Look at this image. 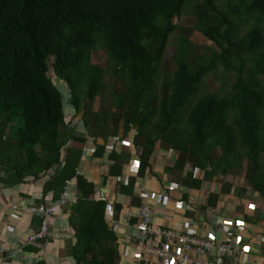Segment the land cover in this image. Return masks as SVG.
<instances>
[{
  "label": "trees",
  "instance_id": "obj_1",
  "mask_svg": "<svg viewBox=\"0 0 264 264\" xmlns=\"http://www.w3.org/2000/svg\"><path fill=\"white\" fill-rule=\"evenodd\" d=\"M237 1L227 0L226 10L213 0L197 4V30L214 50L203 63L192 65L183 55L176 59L171 78L161 82L157 94L154 75L185 0H0V111L18 108L22 122L8 141L5 131L14 113L0 121V165L11 183L56 168L45 185L56 195L66 179H75L77 196L67 206L75 264H120V257L116 235L105 222L106 203L95 199L92 182L75 174L81 152L64 149L68 138H80L64 129L62 93L48 75L49 58L73 107L80 110L82 98L88 100L83 116L95 137L115 136L124 108V133L133 128L134 143L143 148L140 173L159 141L178 153L167 170L177 173L187 162L210 176L244 168L247 186L264 196V30L259 26L264 0ZM239 13L244 16L231 19ZM253 14L258 24L236 37L238 23ZM96 34L113 61V73L127 79L123 92L112 90L118 99L114 108L95 111L92 101L104 96L106 74L91 61ZM217 64L235 73L230 93L201 95L188 107L186 125L179 127L183 107ZM109 157L115 161L110 172L119 174V154ZM216 198L211 195L209 203Z\"/></svg>",
  "mask_w": 264,
  "mask_h": 264
},
{
  "label": "crops",
  "instance_id": "obj_2",
  "mask_svg": "<svg viewBox=\"0 0 264 264\" xmlns=\"http://www.w3.org/2000/svg\"><path fill=\"white\" fill-rule=\"evenodd\" d=\"M61 95L64 129L80 138H68L64 149L81 152L76 168L105 198L107 212L112 211L111 225L115 226L120 264L131 263L133 255L128 236L136 230L132 225L135 220L133 214L144 193L140 183L143 172L140 173L139 162L134 159L137 153L135 130L130 128L124 133L123 128H119L114 137H95L94 131L87 128L83 109L73 107L70 94ZM112 152L120 156L119 174L110 172L115 162L109 157ZM177 157L178 153L173 148L158 142L148 157L152 178L146 185L150 196L145 202L151 205L155 220L203 237H219L223 225L230 220L229 230L243 241L264 229V196L243 184L244 175L242 178L234 177L236 179L221 173L210 176L189 162L177 173L167 170L174 166ZM6 179L7 173L0 165V264H75L71 247L76 239L69 222L68 205L58 207L49 219V235L34 243H29L27 236L38 228V216L14 208V205L56 200L57 192L45 190V174L38 177L28 175L17 183ZM195 181L199 182L198 187L192 185ZM121 184L127 188L130 186V192L120 189ZM177 185L182 188H177ZM72 191L74 198L71 203L77 196L75 179ZM213 194L217 198L210 204L209 197ZM251 252L264 264V245L251 248Z\"/></svg>",
  "mask_w": 264,
  "mask_h": 264
},
{
  "label": "built area",
  "instance_id": "obj_3",
  "mask_svg": "<svg viewBox=\"0 0 264 264\" xmlns=\"http://www.w3.org/2000/svg\"><path fill=\"white\" fill-rule=\"evenodd\" d=\"M115 140L116 138L113 141ZM142 151L143 148L137 146L134 159L139 162V166ZM55 169L50 168L44 173L47 180ZM75 174H80L77 168ZM151 178L147 164L140 178L141 186L144 187L142 189L144 193L141 195L142 202L133 214L135 220L132 225L136 230L128 236L131 239L130 250L133 255V261L128 264H261L251 252V248H256L260 244L264 245V229L251 239L243 241L229 230L230 220L223 225L222 234L219 237L198 236L155 220L151 205L145 202V199L150 196L146 185ZM73 186L74 179H66L55 201L14 205L15 209L27 211L39 218L38 228L27 236L29 243L42 240L49 235V219L56 213L58 207L71 204L74 198ZM177 188L182 187L177 185ZM94 197L96 200L104 201L107 206L105 198L95 190ZM105 222L116 235L115 226L111 225L112 211L107 212L106 207Z\"/></svg>",
  "mask_w": 264,
  "mask_h": 264
},
{
  "label": "rangeland",
  "instance_id": "obj_4",
  "mask_svg": "<svg viewBox=\"0 0 264 264\" xmlns=\"http://www.w3.org/2000/svg\"><path fill=\"white\" fill-rule=\"evenodd\" d=\"M235 1L238 3L237 0ZM245 1L250 2L251 0ZM201 2L202 0H185L182 8V14L175 19L177 28L169 34L164 55L157 65L156 74L154 75L153 92L159 94L161 82L171 78L173 70L175 69L176 59L180 58L182 55L185 60L192 65L198 62H206L210 58L214 50V44L207 40L206 37L199 30H197L198 19L195 16V10L197 4ZM213 3L222 10L227 9V0H213ZM241 15L244 16L239 13L237 16L230 17L233 20H238L240 18L238 16ZM256 16L257 14H253V16H249L247 20L238 23L235 31L236 37L245 34L247 30L255 24H258L255 19ZM259 22V26L264 30V16H260ZM95 36L98 38L99 34H96ZM91 61L103 66L106 73L105 88L103 93H101L104 94V96H98L92 101L93 110L96 111L100 108H104L106 110L113 109L115 105L114 103L118 101L116 95L123 92L126 88L125 84L127 78L126 76H119V74L113 73V61L108 57L101 37L98 38V41L94 46V50L91 52ZM48 64L50 67L48 75L57 84L62 94H69L66 84L57 78L52 70V58H49ZM234 78L235 73L233 71H227L220 64H217L215 69L203 78L197 94L195 96H191L183 107L181 119L178 124L179 127L186 125V113L188 111V107H190L198 97L209 92L215 93L219 96L229 94L231 91V83ZM260 78L262 79V89L264 90V75ZM113 89L117 94H112ZM82 100L84 102L82 109H85L88 106V100L85 98H82ZM123 110L124 108L119 111V128H123ZM9 112L14 114L10 116V123H8L5 131L8 141L13 138V133L22 126L20 110L18 108H12ZM9 112L0 111V121H3L5 114H8ZM262 115H264V109L262 111ZM156 119L157 116H155L153 120ZM229 120L232 122L233 118L230 117ZM157 142L160 144L159 141ZM218 151L219 150H217L216 154H218ZM232 173L233 174H228L232 176L233 179H236L234 177L242 178L245 173V169L240 168ZM243 184L247 186L245 180L243 181Z\"/></svg>",
  "mask_w": 264,
  "mask_h": 264
}]
</instances>
